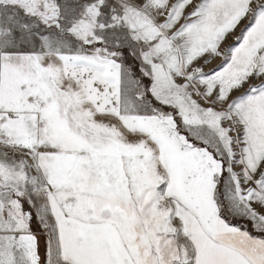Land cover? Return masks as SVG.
I'll return each instance as SVG.
<instances>
[{"label":"snow or ice","instance_id":"1","mask_svg":"<svg viewBox=\"0 0 264 264\" xmlns=\"http://www.w3.org/2000/svg\"><path fill=\"white\" fill-rule=\"evenodd\" d=\"M0 264H264V0H0Z\"/></svg>","mask_w":264,"mask_h":264}]
</instances>
